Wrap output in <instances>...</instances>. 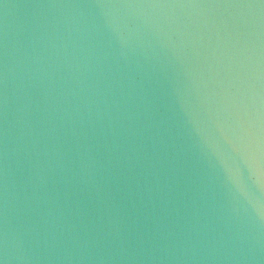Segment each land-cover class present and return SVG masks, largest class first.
Returning <instances> with one entry per match:
<instances>
[{
  "label": "water",
  "instance_id": "water-1",
  "mask_svg": "<svg viewBox=\"0 0 264 264\" xmlns=\"http://www.w3.org/2000/svg\"><path fill=\"white\" fill-rule=\"evenodd\" d=\"M0 264H264V0H0Z\"/></svg>",
  "mask_w": 264,
  "mask_h": 264
}]
</instances>
